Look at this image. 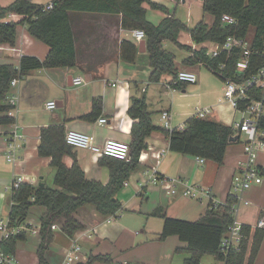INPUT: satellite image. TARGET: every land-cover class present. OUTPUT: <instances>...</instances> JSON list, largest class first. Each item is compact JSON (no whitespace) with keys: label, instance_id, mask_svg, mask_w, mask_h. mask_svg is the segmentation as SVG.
<instances>
[{"label":"crops","instance_id":"obj_1","mask_svg":"<svg viewBox=\"0 0 264 264\" xmlns=\"http://www.w3.org/2000/svg\"><path fill=\"white\" fill-rule=\"evenodd\" d=\"M176 1L172 0L174 3ZM31 2L35 3L34 0ZM51 2L38 5L47 6ZM183 3L186 4L187 0H183ZM145 7L148 15L154 11L148 5ZM173 14L180 20L176 13ZM160 16L158 21L151 23L158 26L171 15ZM22 19V16L11 14L3 22H20ZM70 21L78 55L77 65L73 68L34 70L11 89V94L13 92L18 101L15 122L25 135V143L19 153V161L8 163L5 140L11 126H0V221L9 223L12 205L7 193L12 194L9 187L17 178L22 177L24 183L34 186L44 184L54 188L56 170L51 165L52 159L39 155L43 128L65 126L66 132L74 130L95 136L98 145L108 139L131 145L135 121L128 116V110L132 98L145 97L153 113V124L159 131L147 139L148 148L141 155L139 167L117 196L123 205L122 210L116 217H103L92 205L80 208L76 217L85 226L84 231L71 238L62 233L60 227L55 230L54 240L46 252V263L63 264L66 252L74 240H79L82 252L76 264H86L91 256L97 255L111 256L114 264H186L189 255L177 254L176 250L187 245L178 237L160 241L164 220L155 217L154 213L161 209L170 218L195 222L206 214L209 203L193 204V199L182 195L183 187L179 188L178 195L170 196L161 181L179 179L184 184L210 188L216 201L225 203L236 164L242 157V146H238L239 143L230 145L223 166L210 161L201 163L197 157L174 153L170 150L169 137L163 132L166 129L162 116L165 112L170 113L172 125L179 128L186 125L198 111L211 110L209 118L232 127L234 116L238 113L225 100V95L223 97V88L210 105L193 109L189 104L193 94L189 93L194 89L204 91L199 81L188 84L184 89L168 88V84L174 80V76L170 75L159 83H150V55L147 49L140 51V43L133 37V30L122 28V16L70 13ZM124 41L137 45L134 62L121 57ZM167 42H164V48ZM179 42L194 49L195 43L189 33H182ZM49 52V46L32 37L27 26H19L16 45H0V65L19 68L23 57L44 61ZM191 55L190 52L185 55L181 63L176 61L178 72L189 67L187 70L196 74V66L184 64ZM79 77L83 78L84 84L74 86L73 79ZM190 85H195V88L190 90ZM96 99L102 100L103 111L100 117L90 121L86 117L92 113ZM50 102H56L57 108L48 110L47 104ZM101 119L107 120V125H100ZM76 155L88 179L108 184L110 172L99 166V156L87 150L76 151ZM65 162L71 167L74 159L66 157ZM212 165H216V168ZM244 199L250 204L241 205L237 217L245 226L253 227L264 218V180L247 191ZM36 209L40 211L39 221L32 218L31 211ZM31 211L26 223L20 226L27 239L18 244L14 256L16 264H41L38 251L42 240L41 218L46 209L33 207ZM193 216L195 219H189ZM2 240L0 234V245ZM255 264H264V241Z\"/></svg>","mask_w":264,"mask_h":264},{"label":"trees","instance_id":"obj_2","mask_svg":"<svg viewBox=\"0 0 264 264\" xmlns=\"http://www.w3.org/2000/svg\"><path fill=\"white\" fill-rule=\"evenodd\" d=\"M54 7L47 10L31 0H16L7 7L0 4V45L14 47L18 39V27L27 26L32 37L49 46L48 57L41 61L35 57H23L20 67L0 65V126H12L15 118L9 113L14 107L8 98L11 84L21 80L34 70L43 68H73L77 65L78 55L75 38L70 21V13H98L122 16V28L127 30H142L146 34V49L150 55L152 74L150 83H159L167 75L178 74L175 55L164 48V42L188 50L192 55L184 61L185 65L197 66L199 63H209L216 68L227 61V55L222 54L217 59H210L206 49L194 50L179 42L182 33H189L196 45L206 42L224 43L229 37L247 38L251 28L256 29L253 49H262L264 44V0H203L204 13L214 18L210 27L205 21L195 28L188 29L174 16H168L156 26L148 20V5L152 10L163 11L164 7L151 0H53ZM22 16L20 22H3L9 15ZM225 15L235 19L234 24L223 21ZM137 45L124 41L121 46V57L128 62H134ZM240 51H235L228 60L227 73L236 75V66L240 60ZM264 66V59L253 57L248 70L241 79H246ZM188 84H178L174 89H184ZM103 102L96 99L93 111L86 118L93 121L100 117ZM128 116L135 121L132 126L131 158L121 161L111 157L99 160L101 168L110 172L108 184L88 179L79 165L76 152L66 141L65 126H51L42 129L39 155L51 158L52 167L56 170L54 188L47 185L34 186L24 183L19 189L13 190L10 198L12 205L9 223L11 227H20L26 223L33 207L46 209L41 218V245L38 256L41 264L46 263V252L54 240L53 225H58L62 233L74 238L84 231L85 226L77 219L78 210L86 205H92L103 217H116L123 205L117 198L129 181L131 174L140 165L142 153L147 150V139L159 129L153 124V113L149 109L145 97L132 98ZM169 137L170 150L184 156L197 157L223 166L228 148L235 137V131L223 123L207 119L191 118L184 130L163 131ZM239 143V142H237ZM71 157L74 163L69 167L65 158ZM235 199L228 195L226 202L218 208H207L206 214L198 221L189 222L168 217L163 210L154 213L155 217L164 220V229L159 236L160 241L170 237H178L186 248H178L177 254L186 253L189 258L186 264H199L205 257L222 259V240L233 223L231 208ZM245 239L239 250L233 251L228 264H255L264 241V229L245 226ZM27 235L21 232L10 236L1 243V249L6 255L15 256L18 244L26 241ZM111 263L109 255L91 256L86 264Z\"/></svg>","mask_w":264,"mask_h":264},{"label":"built area","instance_id":"obj_3","mask_svg":"<svg viewBox=\"0 0 264 264\" xmlns=\"http://www.w3.org/2000/svg\"><path fill=\"white\" fill-rule=\"evenodd\" d=\"M52 3L48 4L46 9H53ZM223 21L227 24H234L236 21L233 17L225 15ZM135 40L140 43L146 40V34L142 30H133L132 32ZM206 49V55L210 59H217L222 54L227 55V61L221 63L214 68L209 63H199V67H205L212 71L217 77L221 79L224 84L225 100L230 104L231 108L242 115L239 122L232 125L235 131V136H240L238 140L242 146V157L237 162L234 174L232 177V185L229 196L235 199V203L231 208V213L234 218L233 223L229 226L221 243L222 259L212 258L211 261L204 262L202 260L199 264H228L229 256L233 251L239 250L243 240L244 224L239 221L238 213L241 205H249L250 203L244 199V195L253 186L262 184L264 180V164L260 162L261 155L264 154V66L259 68L254 74L246 79H241L242 75L249 69L253 57H261L264 59V44L262 49H253V41H248L247 38L229 37L224 43L206 42L202 45L194 46V50ZM240 51V60L236 66V75L230 76L227 73L228 60L233 56L235 51ZM198 77L195 73L190 71H180L174 80L168 84V88L174 89L178 84H196ZM19 80H14L11 84V89L17 87ZM84 84L83 78L73 79L74 86H81ZM115 86V85H114ZM10 105L14 107L9 113L10 117L15 116L17 107V97L12 96L11 92L8 98ZM57 108L56 102L47 104L48 110ZM211 110L198 111L195 118L207 119L210 117ZM248 115V117H246ZM163 121L167 131H174L175 129L184 130L186 125L179 128H174L171 123V114L165 112L163 114ZM107 120L101 119L100 125H107ZM245 136L246 140L242 142V137ZM66 141L74 151L87 150L96 156L111 157L121 161H129L131 158L130 145L108 139L102 145L96 143V138L93 135L84 134L74 130L66 132ZM25 143V135L21 127L16 122L11 126V130L5 140L6 146V160L10 164H15L19 161V153L23 149ZM203 163L206 160L198 158ZM155 181H158L157 179ZM162 186L167 191L168 195L175 196L179 193V188L183 187L182 195L186 198L209 203L210 208H218L223 203L216 201L213 191L210 188L192 185L189 183L184 184L179 179L163 180ZM24 184L22 177L17 178L9 190H17ZM22 227H11L10 223L0 221V234L2 235V242L12 235L23 232ZM253 228L264 229V218H262ZM52 229L55 231L59 229L58 225H53ZM91 237V236H90ZM79 240H74L73 245L68 249L65 254L63 264H76L79 260V255L82 252V247L78 244ZM17 260L12 255H6L0 246V264H16Z\"/></svg>","mask_w":264,"mask_h":264},{"label":"rangeland","instance_id":"obj_4","mask_svg":"<svg viewBox=\"0 0 264 264\" xmlns=\"http://www.w3.org/2000/svg\"><path fill=\"white\" fill-rule=\"evenodd\" d=\"M14 1L16 0H0V3L3 6H7L9 4H12ZM50 1H53V0H34L35 3L42 4V5H45V3H48ZM151 1H154V3H157V4L159 3V5L164 7V12L163 11L155 12V10L150 12V15H148V20L150 22L158 21L161 17L160 15H166L167 17L168 15L172 16L174 15L173 13H176L177 18H179L181 22L187 27H189L190 29L195 28L202 21H205L207 24L210 25V27L214 23V18L210 14L204 13L203 11V0H187L186 4L183 3V0H177L176 1L177 3L172 2V0H151ZM255 33H256V29L254 27L251 28L250 33L247 37L248 41L254 40ZM175 46L176 45H174L173 43L167 42L165 49L171 51L175 55L176 61L178 63H181L185 55H188L189 51L185 49H179ZM197 66L195 67L194 71L196 72L200 85L204 87L203 88L204 91H200V89L197 91L195 89L194 91H190L189 94L190 95L193 94V95L191 96L189 104L193 107V109H195L196 107H207L206 105H210V103H212V101L215 98H217V96L220 94V88L224 89L223 82L212 71H210L209 69L205 67H197ZM185 68L188 69L189 67H185ZM187 69H185L184 71H188ZM189 87L191 90L192 87L195 88V85H192V86L190 85ZM181 93H182V90H181ZM202 93L204 94L202 95ZM12 96H13V92L11 94V97ZM223 97H224V92H223ZM246 117H248V115ZM234 118H235V122H239L242 119V115L236 114ZM245 140H246V137L243 136L242 142H244ZM238 146H240V144ZM260 162L264 164V154L261 155ZM215 166L216 165L214 166L212 165V167L216 168ZM47 181H49V183L51 182L50 180H47ZM7 194H8V200H10L11 194L10 193H7ZM184 200L190 201V199H184ZM191 202L196 205L200 204V202H198L197 200H191ZM206 202L207 201L205 200L203 203L206 204ZM32 211H31L32 216H33L32 218L39 221L40 211L38 209L34 210L33 212ZM31 213L29 212V214ZM189 219H195V216ZM190 221H195V220H190ZM203 260L204 262H207V261H211L212 258L207 257ZM100 264H111V263H100Z\"/></svg>","mask_w":264,"mask_h":264},{"label":"water","instance_id":"obj_5","mask_svg":"<svg viewBox=\"0 0 264 264\" xmlns=\"http://www.w3.org/2000/svg\"><path fill=\"white\" fill-rule=\"evenodd\" d=\"M140 51L145 52L146 51V40H143L140 42ZM240 139V136H235L230 139V143H237ZM41 186H44V184H41Z\"/></svg>","mask_w":264,"mask_h":264},{"label":"bare ground","instance_id":"obj_6","mask_svg":"<svg viewBox=\"0 0 264 264\" xmlns=\"http://www.w3.org/2000/svg\"><path fill=\"white\" fill-rule=\"evenodd\" d=\"M202 120V119H201ZM230 127V126H229Z\"/></svg>","mask_w":264,"mask_h":264}]
</instances>
